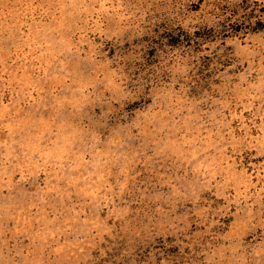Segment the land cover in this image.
<instances>
[{"label": "rangeland", "instance_id": "374dc122", "mask_svg": "<svg viewBox=\"0 0 264 264\" xmlns=\"http://www.w3.org/2000/svg\"><path fill=\"white\" fill-rule=\"evenodd\" d=\"M0 264H264V0H0Z\"/></svg>", "mask_w": 264, "mask_h": 264}]
</instances>
